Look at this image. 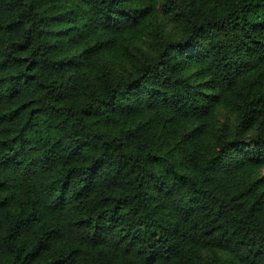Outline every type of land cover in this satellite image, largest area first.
<instances>
[{
    "label": "trees",
    "instance_id": "16d2710c",
    "mask_svg": "<svg viewBox=\"0 0 264 264\" xmlns=\"http://www.w3.org/2000/svg\"><path fill=\"white\" fill-rule=\"evenodd\" d=\"M0 264H264V0H0Z\"/></svg>",
    "mask_w": 264,
    "mask_h": 264
},
{
    "label": "rangeland",
    "instance_id": "374dc122",
    "mask_svg": "<svg viewBox=\"0 0 264 264\" xmlns=\"http://www.w3.org/2000/svg\"><path fill=\"white\" fill-rule=\"evenodd\" d=\"M218 119H219V122L233 121V118L231 117V115L223 109H219Z\"/></svg>",
    "mask_w": 264,
    "mask_h": 264
}]
</instances>
